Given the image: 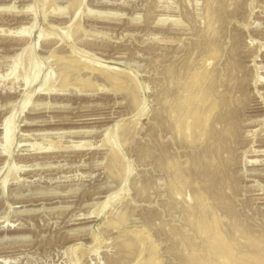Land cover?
I'll return each mask as SVG.
<instances>
[{
  "label": "rangeland",
  "instance_id": "374dc122",
  "mask_svg": "<svg viewBox=\"0 0 264 264\" xmlns=\"http://www.w3.org/2000/svg\"><path fill=\"white\" fill-rule=\"evenodd\" d=\"M209 2L0 0V264H216L192 226L203 195L208 231L264 242V0H218L214 34ZM68 59L98 74L65 83ZM207 69L212 139L185 140L171 90Z\"/></svg>",
  "mask_w": 264,
  "mask_h": 264
},
{
  "label": "bare ground",
  "instance_id": "6f19581e",
  "mask_svg": "<svg viewBox=\"0 0 264 264\" xmlns=\"http://www.w3.org/2000/svg\"><path fill=\"white\" fill-rule=\"evenodd\" d=\"M210 2H209V8L207 9L208 10V16H209V28L211 29V31H213L212 33L214 34L215 32L214 31H216L214 28H215V25L216 24H218V22H219V18L217 17V12H216V9H215V5H216V2L218 1V0H209ZM20 29V28H19ZM28 32V29L27 28H25V27H21V29L20 30H18V32L17 33H19V34H26ZM41 37V36H40ZM210 42L211 41H209V44L208 45H211L210 44ZM212 43V45H214L213 44V41L211 42ZM210 47V52L209 53H213V55L214 56H218L217 55V49H215L214 50V46H209ZM209 47H208V49H209ZM213 47V48H212ZM32 48V47H31ZM31 48L28 46L27 47V52L30 54L31 52L30 51H32L31 50ZM215 48H216V46H215ZM26 50H24V51H26ZM205 51V50H204ZM28 54V55H29ZM208 54V53H207ZM30 56H32V54L30 55ZM21 57V55H17L15 58V63H14V67H12L13 68V72H15V75L16 74H18L17 73V68H18V61H19V58ZM27 57V56H26ZM32 58V57H31ZM213 58V57H212ZM77 59V58H76ZM29 60V59H28ZM27 60V62H28V64H25V65H28V66H26L25 68H28V70L29 69H31V74H30V72L28 73V70L26 71V72H24L25 73V76H23L22 75V80H21V82H23L22 84H24V87H27V88H29L30 86H32L33 85V83L36 81V79H37V77L39 76L38 74H40L39 72H41L40 70H41V67L37 64V63H35V62H32V60H30V62ZM69 60V59H68ZM25 61V60H24ZM81 63V62H80ZM84 62H82L81 64H78V61H76V60H69L68 62H66V63H64L63 62V64L62 65H60V70H61V73L63 74V81L66 83L67 82V80L68 79H70V78H72L73 76H74V78H76L75 77V75L76 74H81V73H84V72H87L89 75H92L93 76V74H96L97 73V68L95 67V65L92 67V66H88V65H85L84 67H81V66H79V65H82ZM37 64V65H36ZM85 64H88V63H85ZM96 69H95V68ZM97 67H99V66H97ZM194 67V66H193ZM199 68V67H198ZM197 69V68H196ZM199 70V69H198ZM208 70V69H207ZM103 71V70H102ZM196 71V70H195ZM194 71V72H195ZM206 71V70H205ZM208 71H210V72H208ZM207 72H205L204 74H200V75H195L194 74V72H193V77L192 78H194V76H197V78H195L194 80H190V79H192V78H190L189 79V81L188 80H186V79H184L185 81H183L182 82V77H181V83L180 84H182L176 91H173L172 92V90H171V93L174 95V97L172 96V98H173V102L172 101H170V113H171V120H173V122H175V126H176V130L177 131H179V133L180 134H182L183 135V139H189L190 137L191 138H196V140L198 139L199 141L200 140H202L203 138L205 139L206 138V140H207V137H208V139H209V137H210V139H212V135H211V132L213 133V128L214 127H210L209 126V128H208V122L210 123L211 122V120L209 121V119H211L210 118V115L213 113V111H214V107H215V104H214V99H211L212 97H210V95L208 94V92H205V90H202V85H201V82H203L204 83V80L205 79H207L208 78V76L210 75L211 76V70L209 69ZM191 72V73H192ZM197 72V71H196ZM195 72V73H196ZM200 72V71H199ZM199 72H197V73H199ZM23 73V74H24ZM105 73V72H104ZM202 73V72H201ZM216 73V72H215ZM12 75L14 74V73H11ZM28 74H29V76H28ZM98 74V73H97ZM212 74H214V72H212ZM14 75V76H15ZM86 75V74H85ZM106 75V74H105ZM13 76V77H14ZM19 76V75H18ZM77 76V75H76ZM98 76V75H97ZM107 76V75H106ZM209 76V77H210ZM214 77H215V74L213 75ZM20 77V76H19ZM80 77V76H79ZM82 77H84V76H82ZM116 77H118V76H116ZM15 78H18L17 76L15 77ZM14 78V79H15ZM87 78V77H86ZM85 78V79H86ZM107 78H109L110 80H112V82L114 83H116L119 79L118 78H115L114 76H112V75H109ZM177 78V77H176ZM175 78V79H176ZM187 78V77H186ZM200 78V79H199ZM48 79V78H47ZM46 79V81H45V83L42 85V86H40L41 88L40 89H38L39 91L38 92H40V91H52V87H49V85H51L50 84V82H48V80ZM77 79V78H76ZM80 79H81V77H80ZM88 79V78H87ZM86 79V80H87ZM209 79V78H208ZM207 79V80H208ZM212 79V78H211ZM79 80V79H78ZM179 80V81H180ZM82 81H85V80H83V78H82ZM174 81V80H173ZM172 81V82H173ZM176 81H178V78H177V80ZM91 82V81H90ZM89 82V83H90ZM119 82V81H118ZM175 82V81H174ZM173 82V83H174ZM206 82V81H205ZM209 82H211V80L209 81ZM176 84V83H175ZM178 84V83H177ZM210 84V83H209ZM20 85V84H19ZM22 86V85H21ZM210 86H212L211 84H210ZM20 88V87H19ZM18 88V89H19ZM177 88V87H176ZM205 88V87H204ZM206 88H208V86L206 87ZM23 89V88H22ZM210 89H211V87H210ZM207 91H209V89L207 90ZM42 93V92H41ZM45 93H47V92H45ZM44 92H43V94H45ZM175 93V94H174ZM40 94V93H39ZM171 94V95H172ZM213 94V93H212ZM214 96V95H213ZM224 97V96H223ZM29 98H31L30 96H28L27 98H26V100H25V102H23L24 103V105H23V110L25 109V107H26V105H27V103L29 102L28 100H29ZM221 98V97H220ZM170 100H171V98H169ZM223 99V98H222ZM169 101V100H168ZM135 102H136V99H135ZM167 102V101H166ZM172 102V103H171ZM166 104H169V103H166ZM216 104H218L217 102H216ZM222 106V105H221ZM222 108V107H221ZM15 111V110H14ZM217 111V110H216ZM216 111H214V113L216 112ZM221 111V110H220ZM13 114L15 115V112L14 113H12V115H10L9 117H6L5 118V120H4V122L2 123V125H1V127H0V131H1V133H2V137H3V140H4V142H5V145H7L9 142H10V140H11V138H12V133H13V129H14V126H12V124H13V122H14V117H13ZM223 114V113H222ZM222 116V115H221ZM219 117V116H218ZM13 118V119H12ZM217 119V118H216ZM219 119H221V117L220 118H218V121H222V119L221 120H219ZM13 121V122H12ZM31 123V122H30ZM219 123V122H218ZM1 124V123H0ZM210 125V124H209ZM212 125V124H211ZM226 125V124H225ZM225 125H224V129H225ZM0 133V134H1ZM106 136H108L109 137V134L108 135H105V140H104V142L107 144V137ZM110 137H111V135H110ZM109 137V138H110ZM203 139V140H204ZM192 140V139H191ZM205 140V141H206ZM195 140H193V142H194ZM219 141V140H218ZM3 142V143H4ZM113 142V141H112ZM111 141H110V143H112ZM202 142V141H201ZM209 142V140L207 141V143ZM212 142V141H211ZM114 143V142H113ZM210 143V142H209ZM214 144H216L215 142H213ZM109 144V143H108ZM116 144V143H115ZM204 144V143H203ZM210 144H212V143H210ZM112 145V144H111ZM209 145V144H208ZM110 146V145H109ZM115 146V145H114ZM214 146V145H213ZM112 147V146H111ZM197 147V146H196ZM50 148V147H49ZM114 148V147H113ZM212 148V147H211ZM214 148V147H213ZM51 149V148H50ZM50 149H48L47 151H48V153H49V150ZM111 149V148H110ZM115 149H117V148H115ZM208 149V148H207ZM112 150V149H111ZM47 151H42V153H45V152H47ZM52 151V150H51ZM50 151V152H51ZM117 151H119V150H117ZM56 153V151H53L52 153ZM112 152V151H111ZM204 152V151H203ZM218 152V151H217ZM205 153V152H204ZM116 154V153H115ZM119 154V153H118ZM218 155V154H217ZM119 157H120V155H119ZM217 157V156H216ZM214 159V158H213ZM206 160V159H205ZM120 161V160H119ZM174 162V161H173ZM214 162V161H213ZM215 163V162H214ZM113 164V163H112ZM173 164V163H172ZM213 164V163H212ZM175 165V164H174ZM112 166V165H111ZM114 166H116V163H114ZM173 166V165H172ZM178 166V165H177ZM214 166V165H213ZM113 167V166H112ZM112 167H110V168H112ZM117 168V167H116ZM175 168V167H174ZM210 169V168H209ZM120 170V169H119ZM113 172V171H112ZM111 172V173H112ZM120 172V171H119ZM179 172V171H178ZM115 173V172H114ZM117 174V173H116ZM115 174V175H116ZM180 177V176H179ZM211 177V176H210ZM213 178H214V176H213ZM212 178V179H213ZM180 179V178H179ZM211 179V178H210ZM182 180V179H181ZM196 181V180H195ZM6 182V181H5ZM4 182V183H5ZM197 182V181H196ZM7 183V182H6ZM183 183H184V181H183ZM188 183H190V181L188 182ZM193 183H195V182H193ZM180 185V184H179ZM179 185H178V187H179ZM182 185V184H181ZM203 188V187H202ZM200 189V188H199ZM207 190V189H206ZM205 190V191H206ZM214 191H217V189L215 190V189H213ZM200 191H201V189H200ZM213 191V192H214ZM209 193H211V192H209ZM216 193V192H215ZM200 194H202L201 192H200ZM204 194V193H203ZM206 194H207V191H206ZM199 196V195H198ZM204 196V195H203ZM203 196L201 197V198H203ZM197 198V197H196ZM200 198V199H201ZM206 197H204L203 199H201V200H204ZM199 198H197V201L194 203L195 204V206L192 208V207H190V208H192L194 211H195V209H197V214L195 213L194 215L196 216L195 218H197V220L195 221V220H193V221H195V225L193 224L194 222L193 221H191V222H193L192 224V226L193 227H195L196 226V228H197V231H199L200 232V236L204 239V241L207 243V244H205V245H207V247H209V249H207V255H209V256H212V259H213V257L215 258V263L216 264H264V252L262 251V250H260L261 249V247L263 248L264 247V242H261L260 240H261V237L259 238V240H257V241H260V243L259 244H257V243H252V242H254V241H252V240H254V239H250V238H248V237H250V235H253L252 233L249 235L248 234V236L245 234L244 235V233L242 234H238L237 233V235L239 236V235H241V236H239V237H237V236H235V237H233V236H231V234L230 233H228V234H230V236L233 238L232 240L230 239V241H232V242H230L229 244L226 242V241H224L223 239H222V234H220V230L218 231V232H215V230H216V228L218 229V225H216V226H218V227H216V226H212V227H214L215 228V230H211V232L212 231H214V232H212L213 233V235L212 236H209V235H211V232L210 231H208L207 229H210V226L211 225H215L216 223L218 224L219 222H217L216 221V223L215 224H212V223H209V221H208V219H207V221H208V223L209 224H211L209 227L207 226V225H209L208 223H207V225H206V223H204L206 220H205V218L203 219V213L204 212H208V210H206L205 209V201L207 200H204V201H201ZM212 200L214 201V199L212 198ZM218 200H219V198H218ZM204 202V203H203ZM215 202V201H214ZM219 202V201H218ZM107 203V202H106ZM207 203V202H206ZM211 203V202H210ZM221 203H222V201H221ZM193 204V205H194ZM215 204H217V203H215ZM211 205H212V203H211ZM207 207L209 206V203H207V205H206ZM220 206V205H219ZM209 209H211V208H209ZM188 209H186V211H187ZM192 210V211H193ZM206 210V211H205ZM190 211V210H189ZM214 210H212V212H213ZM216 211H217V209H216ZM211 212V213H212ZM218 212V211H217ZM221 212V211H220ZM219 212V213H220ZM208 213H210V211L208 212ZM207 213V214H208ZM185 214V213H184ZM183 214V215H184ZM213 214V213H212ZM222 214V213H221ZM221 214H219V215H221ZM224 214H225V212H224ZM194 215H192V217L194 216ZM198 215H199V217H198ZM210 215V214H209ZM214 215V214H213ZM233 215V214H232ZM223 216V215H222ZM234 216V215H233ZM189 217V216H188ZM211 217H214V216H212L211 215ZM228 216H226V218H227ZM190 219H191V216L189 217ZM207 218V217H206ZM209 218V217H208ZM235 218V217H234ZM189 219V220H190ZM216 219V218H215ZM214 219V220H215ZM218 219H219V217H218ZM221 219H222V217H221ZM230 219H233L232 217L230 218ZM185 220H187V218L185 219ZM223 220V219H222ZM221 220V221H222ZM225 220V219H224ZM228 220V219H227ZM206 221V222H207ZM211 221H212V218H211ZM236 221V220H235ZM190 222V221H189ZM213 222V221H212ZM221 223H224L223 221L221 222ZM225 224V223H224ZM230 224L232 225V223L230 222ZM238 224H239V222H238ZM238 224H235L236 226H238ZM242 224V223H241ZM188 225V224H187ZM226 225V224H225ZM234 225V224H233ZM232 225V226H233ZM188 226H190V225H188ZM224 226V225H223ZM192 227V228H193ZM208 227V228H207ZM225 227V226H224ZM224 227H223V230H224ZM231 227V226H230ZM243 227V226H242ZM189 228V227H188ZM196 228H194L195 230H196ZM213 228V229H214ZM221 228H222V226H221ZM245 228V227H244ZM11 229H13V228H11ZM190 229V228H189ZM212 229V228H211ZM237 232H240V231H238L239 229H237V227L236 228H234ZM242 229V228H241ZM247 229V228H246ZM225 230H227V229H225ZM225 230H224V232H225ZM234 230V231H235ZM196 231V232H197ZM192 232V231H191ZM196 232H195V234H196ZM207 232H210L209 234L207 233ZM224 232H222V233H224ZM227 232H228V230H227ZM231 232V231H230ZM247 232V231H246ZM234 233H236V232H234ZM226 235L227 234H224V236L226 237ZM236 235V234H235ZM224 237V238H225ZM254 237H255V235H254ZM229 238V237H228ZM251 238H253V236L251 237ZM243 241H245V242H248V244L249 243H251V244H255L254 246V250L253 249H250V250H253V252H251L250 254L248 253V251H250V250H248L246 253H245V247L247 246H245V244H244V249L243 250H245L244 252H241V248L240 247H242V245L241 244H239L240 242L242 243ZM252 241V242H251ZM256 241V238H255V242H257ZM204 242V243H205ZM245 242H243V243H245ZM235 244H236V246H235ZM239 245H241V246H239ZM143 246V245H142ZM234 246H235V248H234ZM248 246H250V244L248 245ZM238 247V248H237ZM195 248H196V246H195ZM249 248H251V247H249ZM246 249H248V248H246ZM197 250H198V248H197ZM201 250V249H200ZM242 250V251H243ZM192 251V250H191ZM193 252V251H192ZM199 252H201V251H198V253ZM197 253V254H198ZM201 253H203V251L201 252ZM248 253V254H247ZM142 254H144V253H142ZM191 254V253H190ZM194 254V253H193ZM196 254V253H195ZM196 254V255H197ZM204 254V253H203ZM201 255V254H200ZM205 255V254H204ZM141 256V255H140ZM192 256V255H191ZM190 256V257H191ZM203 256V255H202ZM142 257V256H141ZM199 256L197 255L196 257H195V259H197ZM204 257V256H203ZM191 258H193V257H191ZM201 259H202V257H200ZM205 258V257H204ZM208 258V257H207ZM204 259V260H208V259ZM190 259V258H189ZM194 259V258H193ZM193 259H191V260H193ZM186 260V259H185ZM188 260V259H187ZM139 261V260H138ZM137 261V262H138ZM190 260H188V262H189ZM201 261H203V260H201ZM210 262H211V260H209ZM208 261V262H209ZM136 262V263H137ZM191 262V261H190ZM192 262H194V263H196V262H199L198 261V259H197V261L195 260H193ZM144 263V262H143ZM194 263H192V264H194ZM206 264L205 263V261L204 262H201L200 264ZM214 263V262H213ZM146 264V263H145ZM191 264V263H190ZM197 264V263H196ZM207 264H209V263H207ZM211 264V263H210Z\"/></svg>",
  "mask_w": 264,
  "mask_h": 264
}]
</instances>
